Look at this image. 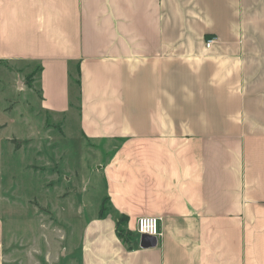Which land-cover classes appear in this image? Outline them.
Listing matches in <instances>:
<instances>
[{
    "label": "crops",
    "instance_id": "crops-1",
    "mask_svg": "<svg viewBox=\"0 0 264 264\" xmlns=\"http://www.w3.org/2000/svg\"><path fill=\"white\" fill-rule=\"evenodd\" d=\"M0 66L34 67L49 125L107 154L81 264H264V0H0Z\"/></svg>",
    "mask_w": 264,
    "mask_h": 264
},
{
    "label": "rangeland",
    "instance_id": "rangeland-1",
    "mask_svg": "<svg viewBox=\"0 0 264 264\" xmlns=\"http://www.w3.org/2000/svg\"><path fill=\"white\" fill-rule=\"evenodd\" d=\"M27 69L17 68L20 75L0 66V218L7 258L9 264H81L85 225L102 206L111 212L99 173L107 154L49 125L28 87L26 73L34 67Z\"/></svg>",
    "mask_w": 264,
    "mask_h": 264
},
{
    "label": "built area",
    "instance_id": "built-area-1",
    "mask_svg": "<svg viewBox=\"0 0 264 264\" xmlns=\"http://www.w3.org/2000/svg\"><path fill=\"white\" fill-rule=\"evenodd\" d=\"M213 41H208L206 46L210 48ZM136 232L139 235H146L149 237L159 238L162 236L160 230V219L157 217L144 216L138 219Z\"/></svg>",
    "mask_w": 264,
    "mask_h": 264
},
{
    "label": "trees",
    "instance_id": "trees-1",
    "mask_svg": "<svg viewBox=\"0 0 264 264\" xmlns=\"http://www.w3.org/2000/svg\"><path fill=\"white\" fill-rule=\"evenodd\" d=\"M105 216H107V214L105 213V207L103 206L101 208V212H100V216L99 218L102 219ZM127 222H128V217L125 216H119V219L117 220L116 223V234L118 236L119 239L123 240L124 242H126L129 245V248L132 247V241H133V237L128 236V231L126 229L127 226Z\"/></svg>",
    "mask_w": 264,
    "mask_h": 264
},
{
    "label": "water",
    "instance_id": "water-1",
    "mask_svg": "<svg viewBox=\"0 0 264 264\" xmlns=\"http://www.w3.org/2000/svg\"><path fill=\"white\" fill-rule=\"evenodd\" d=\"M149 241H152L153 242V244L151 246H155V244L157 242V239L154 238V237H149V236H146V235H142V238H141V246L144 247V248L151 247L149 245Z\"/></svg>",
    "mask_w": 264,
    "mask_h": 264
}]
</instances>
